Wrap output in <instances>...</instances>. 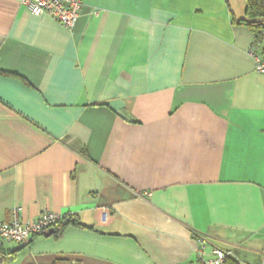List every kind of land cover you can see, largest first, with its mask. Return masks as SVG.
I'll use <instances>...</instances> for the list:
<instances>
[{
  "label": "crops",
  "instance_id": "obj_1",
  "mask_svg": "<svg viewBox=\"0 0 264 264\" xmlns=\"http://www.w3.org/2000/svg\"><path fill=\"white\" fill-rule=\"evenodd\" d=\"M70 28L0 0V221L82 226L2 264H264V51L245 0H80ZM263 20V19H262Z\"/></svg>",
  "mask_w": 264,
  "mask_h": 264
},
{
  "label": "built area",
  "instance_id": "obj_2",
  "mask_svg": "<svg viewBox=\"0 0 264 264\" xmlns=\"http://www.w3.org/2000/svg\"><path fill=\"white\" fill-rule=\"evenodd\" d=\"M26 7L34 16L45 14L55 19L59 24L70 28L75 22L80 0H15ZM255 71L264 73V51L259 54H252ZM21 207L11 210L10 218L7 221H0V246L3 242H14L26 244L29 239L35 236H43L52 229V225L60 220L61 216L49 211L42 212L33 221H22L20 219ZM198 244L196 248L197 260L194 264H225L232 258L231 252L219 248H212L207 255L204 254L205 240L198 236L195 238Z\"/></svg>",
  "mask_w": 264,
  "mask_h": 264
},
{
  "label": "trees",
  "instance_id": "obj_3",
  "mask_svg": "<svg viewBox=\"0 0 264 264\" xmlns=\"http://www.w3.org/2000/svg\"><path fill=\"white\" fill-rule=\"evenodd\" d=\"M263 19V20H262ZM248 25L254 32L255 38L261 33L264 24V0H245L244 17L237 21ZM82 226L73 215L61 216L60 220L52 225V236H58L67 227ZM2 262L8 260L7 255H1Z\"/></svg>",
  "mask_w": 264,
  "mask_h": 264
},
{
  "label": "water",
  "instance_id": "obj_4",
  "mask_svg": "<svg viewBox=\"0 0 264 264\" xmlns=\"http://www.w3.org/2000/svg\"><path fill=\"white\" fill-rule=\"evenodd\" d=\"M52 234V230H49L47 233L44 234V236H48V235H51ZM2 257L0 255V264H2Z\"/></svg>",
  "mask_w": 264,
  "mask_h": 264
}]
</instances>
